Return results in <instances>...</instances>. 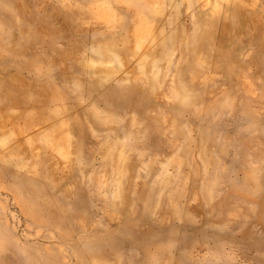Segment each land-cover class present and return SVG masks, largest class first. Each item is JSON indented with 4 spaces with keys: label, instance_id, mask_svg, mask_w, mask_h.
<instances>
[{
    "label": "rangeland",
    "instance_id": "1",
    "mask_svg": "<svg viewBox=\"0 0 264 264\" xmlns=\"http://www.w3.org/2000/svg\"><path fill=\"white\" fill-rule=\"evenodd\" d=\"M0 264H264V0H0Z\"/></svg>",
    "mask_w": 264,
    "mask_h": 264
}]
</instances>
